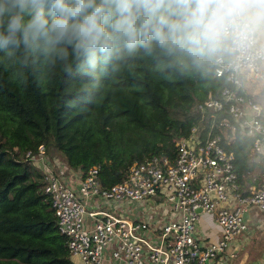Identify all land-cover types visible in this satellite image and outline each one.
I'll return each instance as SVG.
<instances>
[{
	"label": "built area",
	"instance_id": "2783aa9c",
	"mask_svg": "<svg viewBox=\"0 0 264 264\" xmlns=\"http://www.w3.org/2000/svg\"><path fill=\"white\" fill-rule=\"evenodd\" d=\"M247 73L264 77V64L214 67L226 83L217 96L196 103L202 118L188 135L174 139L173 158L153 154L134 161L126 178L111 185L101 183L99 165L85 171L69 167L43 143L22 153L42 173L70 255L83 264H229L238 256L231 239L264 229V179L244 192L227 148L237 131L252 137L251 152L264 161V83L258 100L243 89ZM127 200L147 201L156 212L124 214ZM160 200L169 203L171 216L160 211ZM253 209L257 221L245 217ZM201 211L213 212L220 225L214 241L196 236Z\"/></svg>",
	"mask_w": 264,
	"mask_h": 264
},
{
	"label": "trees",
	"instance_id": "16d2710c",
	"mask_svg": "<svg viewBox=\"0 0 264 264\" xmlns=\"http://www.w3.org/2000/svg\"><path fill=\"white\" fill-rule=\"evenodd\" d=\"M226 83L214 68L180 76L154 62L137 63L110 78L90 106L78 103V82L34 83L0 67V264H77L57 226L41 171L23 157L39 143L69 167L99 165L105 186L126 178L134 161L175 155L174 139L201 118L196 103ZM252 137L236 131L227 148L243 191L259 162ZM256 155L255 153H253ZM264 172V162L261 165Z\"/></svg>",
	"mask_w": 264,
	"mask_h": 264
},
{
	"label": "clouds",
	"instance_id": "9594fccd",
	"mask_svg": "<svg viewBox=\"0 0 264 264\" xmlns=\"http://www.w3.org/2000/svg\"><path fill=\"white\" fill-rule=\"evenodd\" d=\"M149 61L180 76L264 64V0H0V67L78 82L85 106Z\"/></svg>",
	"mask_w": 264,
	"mask_h": 264
},
{
	"label": "rangeland",
	"instance_id": "374dc122",
	"mask_svg": "<svg viewBox=\"0 0 264 264\" xmlns=\"http://www.w3.org/2000/svg\"><path fill=\"white\" fill-rule=\"evenodd\" d=\"M246 75L252 76L251 73H247L245 74V76ZM256 79H262V78H256ZM255 156L257 157V155H254L253 153L251 154V157H255ZM258 161L259 162L250 171L249 175L251 176L252 179L255 178L260 181L261 179L262 180L264 179V172L261 169V165L264 161L261 157L258 158ZM254 185H257V183ZM109 202L111 205H114L113 201H109ZM157 203H158L157 206L159 207L161 212L169 216L173 214L168 202L160 200ZM121 212L124 214L127 213V214L138 215L140 217H143V216L149 217L150 215L156 212V209L153 207H150L147 201L140 203L139 201L127 200L124 210H122ZM203 213L205 214V216H201ZM248 216L251 221H255L254 219L259 220L258 214L256 213L255 209L245 214L246 218H248ZM202 218H204L203 221L201 220ZM202 223L204 224L203 226H202ZM249 225H253V223H250L249 221ZM204 228L210 229V232H213V233H215L218 230L220 232L221 230L220 225L215 219V215L213 212L201 211L199 213V218L196 222V230H197L196 236L197 237H200L202 233H206V230ZM230 244L235 246V248L238 249V256L232 259V261L227 260L229 264L254 263L258 260L264 259V255L262 254L264 252V230L260 227H257L254 230L253 234H250V235L240 234V235L234 236L231 239ZM71 257L77 264H83L79 256L71 255ZM219 259L224 260L221 257H219Z\"/></svg>",
	"mask_w": 264,
	"mask_h": 264
},
{
	"label": "crops",
	"instance_id": "0c3cea01",
	"mask_svg": "<svg viewBox=\"0 0 264 264\" xmlns=\"http://www.w3.org/2000/svg\"><path fill=\"white\" fill-rule=\"evenodd\" d=\"M258 78H262V79H256V77L249 76V75L244 76L243 77V89L245 88L247 90L246 91L244 89L246 92H248L250 95H254L258 100H263L262 87L264 83V77H258ZM201 216H205V214L203 213ZM258 218H260L259 215H258ZM201 220L203 221L204 218H202ZM254 220L257 221V219H254ZM203 225L204 224L202 223V226ZM204 229L206 230V233L201 234L200 236L201 241L203 242H208L211 240L214 241L218 238L219 233H220L219 230L213 233V232H210V229L208 228H204ZM253 232L254 231H252L251 234H253Z\"/></svg>",
	"mask_w": 264,
	"mask_h": 264
}]
</instances>
